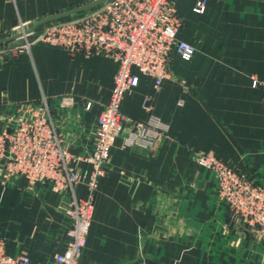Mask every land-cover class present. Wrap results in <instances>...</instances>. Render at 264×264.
<instances>
[{
    "label": "crops",
    "instance_id": "1",
    "mask_svg": "<svg viewBox=\"0 0 264 264\" xmlns=\"http://www.w3.org/2000/svg\"><path fill=\"white\" fill-rule=\"evenodd\" d=\"M93 1L0 0V38L21 22L33 25ZM197 1L178 0L177 36L195 54L173 51L171 76L158 88L136 71L137 85L123 100L125 130L99 180L80 264H264V241L235 222L214 173L194 158L213 151L264 185V92L253 80L264 79V0H208L203 12ZM117 68L108 56L44 43L15 57L0 54V126L22 106L47 100L67 149L85 156L94 148ZM181 79L192 93L183 92ZM153 116L169 126V136L151 150L125 146L130 119ZM78 192L84 196L86 187ZM71 198L69 190L45 182L0 175L7 252L26 255L31 264H55L70 237Z\"/></svg>",
    "mask_w": 264,
    "mask_h": 264
},
{
    "label": "built area",
    "instance_id": "2",
    "mask_svg": "<svg viewBox=\"0 0 264 264\" xmlns=\"http://www.w3.org/2000/svg\"><path fill=\"white\" fill-rule=\"evenodd\" d=\"M207 1H197L201 12ZM182 24L178 0H104L64 18L49 20L30 32L33 25L21 22L9 36H22L1 45L0 54L5 57L30 52L33 45L44 43L63 47L72 54L105 55L118 64L109 101L98 115L94 148L87 155L76 156L67 149L47 100L22 106V113L11 115L7 124L0 126L3 178L21 176L31 185L45 182L55 191L64 189L71 193L67 206L72 220L70 237L65 250L55 255V264H80L93 223L99 180L106 172L116 139L125 130L122 103L137 85L136 71L154 78L158 88L171 76L173 51L183 56L195 54L196 47L177 36ZM253 80L264 92V79L254 76ZM181 83L185 94L193 92L186 80L181 79ZM178 102L182 104L184 100ZM90 106L88 103L87 108ZM130 121L125 146L151 150L169 136V126L155 116L146 121ZM194 158L214 173L219 199L227 205L235 222L264 237V186L213 151L196 152ZM80 161L91 167H79ZM80 185L86 187L84 196L78 192ZM0 264H31V260L23 254L10 255L5 238L0 236Z\"/></svg>",
    "mask_w": 264,
    "mask_h": 264
},
{
    "label": "water",
    "instance_id": "3",
    "mask_svg": "<svg viewBox=\"0 0 264 264\" xmlns=\"http://www.w3.org/2000/svg\"><path fill=\"white\" fill-rule=\"evenodd\" d=\"M102 1H104V0H95V1H93L91 3H89V4H86V5H83V6H79L77 8L71 9V10L47 16V17L35 22L33 24V26L28 30V32L34 30L36 27H38L39 25H41V24H43V23H45V22H47L49 20L58 19V18H62V17L68 16V15H71L73 13H76V12H79L81 10L87 9L89 7H92L94 5H97V4L101 3ZM21 36H22V33H17V34H13L11 36L0 38V44L11 42V41H13L15 39H18Z\"/></svg>",
    "mask_w": 264,
    "mask_h": 264
},
{
    "label": "rangeland",
    "instance_id": "4",
    "mask_svg": "<svg viewBox=\"0 0 264 264\" xmlns=\"http://www.w3.org/2000/svg\"><path fill=\"white\" fill-rule=\"evenodd\" d=\"M72 153V152H71ZM74 155H76V156H82V155H79V154H74ZM87 155V154H86ZM264 186V185H263ZM250 233L255 237V239H258V240H263L264 241V237H259L258 236V233H255V232H251L250 231Z\"/></svg>",
    "mask_w": 264,
    "mask_h": 264
}]
</instances>
